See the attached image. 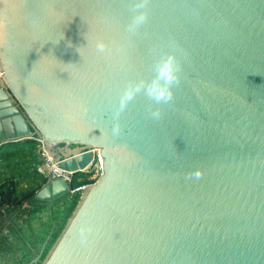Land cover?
Instances as JSON below:
<instances>
[{"label": "water", "instance_id": "95a60500", "mask_svg": "<svg viewBox=\"0 0 264 264\" xmlns=\"http://www.w3.org/2000/svg\"><path fill=\"white\" fill-rule=\"evenodd\" d=\"M137 2L0 0V145L39 141L72 174L97 149L102 165L83 188L53 177L34 192L79 197L26 264H264V0H144L129 31ZM33 204L0 206V264L49 213L29 220Z\"/></svg>", "mask_w": 264, "mask_h": 264}, {"label": "trees", "instance_id": "16d2710c", "mask_svg": "<svg viewBox=\"0 0 264 264\" xmlns=\"http://www.w3.org/2000/svg\"><path fill=\"white\" fill-rule=\"evenodd\" d=\"M31 141L35 142V140ZM7 144L8 146L12 145V143H6L1 145L0 148L5 147ZM5 156H7V154L4 155V157ZM11 156L12 155L9 150L8 156L5 157V159H9ZM17 186L18 184L13 182H8V184H0V203L7 204L9 208L8 210L20 209L24 211L21 209V207L25 202L29 204V206L30 204L32 205L34 203V207H31L33 210L28 213L29 220L31 219V215L34 211L41 210L42 208L48 209L49 211V213L44 210L41 212L44 217L42 219H37V223L34 228L28 226L26 230H20L19 232L14 233V235L22 242V249H19L18 252L13 251L15 258L12 264H25L35 256L36 251H38L40 245L44 242L45 238L49 234L50 237L45 250L50 247L60 232L63 224L66 222L68 216L73 211V208L78 201L79 195L78 193L74 192L50 203H38L33 200V194L39 187L37 189H31L19 197L17 193ZM0 239V254L8 255V251H11L12 248L10 245L12 241H8V237H2Z\"/></svg>", "mask_w": 264, "mask_h": 264}, {"label": "rangeland", "instance_id": "374dc122", "mask_svg": "<svg viewBox=\"0 0 264 264\" xmlns=\"http://www.w3.org/2000/svg\"><path fill=\"white\" fill-rule=\"evenodd\" d=\"M37 146V141L26 140L12 143L10 146L7 144L5 147L0 148L1 167L4 166L3 169L6 170L5 172L2 169L3 172L8 175V169L11 168L12 177H15L16 174L22 178L20 183L17 181V193L19 197L31 189H37L45 181V177L36 171V166L41 164L40 159L36 155ZM8 150H10L12 156L9 159H5L8 156ZM6 154L7 156L4 157ZM89 177L85 173L75 174L73 175L72 181L74 184L85 183L90 179Z\"/></svg>", "mask_w": 264, "mask_h": 264}, {"label": "clouds", "instance_id": "9594fccd", "mask_svg": "<svg viewBox=\"0 0 264 264\" xmlns=\"http://www.w3.org/2000/svg\"><path fill=\"white\" fill-rule=\"evenodd\" d=\"M143 3L144 0H138L136 3V11H134L131 23L128 25L129 31H134L136 27L143 24L147 19V12L143 10ZM95 48L98 52H105L108 49V45L103 40H97L95 42ZM164 69L167 72V79L169 83L175 82L178 80L177 71H178V64L176 62V58L173 54H169L167 59L164 61ZM144 84L143 81L138 82L132 87L126 88L119 98V107L117 111L122 110L126 105L128 100H130L136 91L140 89ZM148 94L152 96L156 100H170L172 98V91L170 88H158L155 85H152L147 88ZM154 117H159V111L156 110L153 112ZM116 131L119 130V126H116ZM198 176L199 170L195 172Z\"/></svg>", "mask_w": 264, "mask_h": 264}, {"label": "built area", "instance_id": "2783aa9c", "mask_svg": "<svg viewBox=\"0 0 264 264\" xmlns=\"http://www.w3.org/2000/svg\"><path fill=\"white\" fill-rule=\"evenodd\" d=\"M37 143H38L37 156L39 157L41 161V164L36 166V171L38 172V174L45 177V179L53 178V177L68 179L66 183L68 184V186H71L70 187L71 192L76 189L83 188L87 186L88 184L93 183L101 174V171H102L101 156H100L99 150L95 149L92 151L93 159L88 165V167L84 169L83 171L76 173V174L85 173L90 176L89 177L90 179L85 183L74 184L72 181V178H73V175L75 174L62 170L59 167L58 163L54 161L53 158L49 156L47 152L43 149V147L41 146V143L39 141H37ZM91 174L93 176L92 178H91ZM8 182L17 183L15 178L8 177V175L4 173L2 168L0 167V184L1 183L8 184ZM0 202H1V198H0ZM1 205H4V204L0 203V206ZM5 206H8V205L5 204Z\"/></svg>", "mask_w": 264, "mask_h": 264}, {"label": "crops", "instance_id": "0c3cea01", "mask_svg": "<svg viewBox=\"0 0 264 264\" xmlns=\"http://www.w3.org/2000/svg\"><path fill=\"white\" fill-rule=\"evenodd\" d=\"M37 150H38V148L36 149V155H37ZM8 152H9V150H8ZM37 158H39V157L37 156ZM1 164H2V163H1V161H0V167H1ZM1 168L3 169L4 166H2ZM3 170H4V169H3ZM11 170H12L11 168L8 169V177H12V176H11V174H12ZM4 171L6 172V170H4ZM13 174H14V173H13ZM19 175H20V174H19ZM12 178H15L16 182L19 181L18 183H20V181L22 180V178L19 177V176L16 175V174H15V177H12ZM41 185H42V184H41Z\"/></svg>", "mask_w": 264, "mask_h": 264}, {"label": "flooded vegetation", "instance_id": "af4514ba", "mask_svg": "<svg viewBox=\"0 0 264 264\" xmlns=\"http://www.w3.org/2000/svg\"><path fill=\"white\" fill-rule=\"evenodd\" d=\"M26 264V263H25Z\"/></svg>", "mask_w": 264, "mask_h": 264}]
</instances>
